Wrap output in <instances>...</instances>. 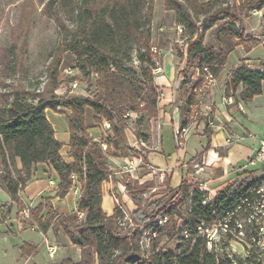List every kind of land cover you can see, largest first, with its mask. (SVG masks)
<instances>
[{
	"label": "trees",
	"instance_id": "trees-1",
	"mask_svg": "<svg viewBox=\"0 0 264 264\" xmlns=\"http://www.w3.org/2000/svg\"><path fill=\"white\" fill-rule=\"evenodd\" d=\"M154 3L155 0L49 2L46 10L56 5L72 22L68 26L60 23L64 37L60 47L75 56L77 73L71 77L68 75V78L78 81L82 73L90 92L55 93L59 75L58 57L50 67L52 81L44 90L31 92L20 84L9 91H0V187L10 195L18 211L29 208L28 224H37L43 233H48L57 222L71 242L81 248L80 261L67 260L64 264H262L255 257L242 258L238 255L233 261L226 254L217 255L208 248L207 229L235 209L253 183L242 182L237 187L229 184L210 200L208 191L189 184L184 177L178 186H172L174 171H171L167 174V190L154 193L146 206L137 204V208L131 212L136 229L129 232H121L117 225L123 215L117 205L111 215L103 209L104 183L115 178L109 158L116 156L114 147L125 146L129 114L143 112L137 121L139 127L145 116L149 120L159 113L162 91L156 85L154 69L159 66L161 57L153 50ZM248 3L253 9L264 6V0H248ZM225 4H228L227 0H166V8L176 12V22L185 27L183 34L188 37L186 70L199 68L201 71L206 65L217 76L236 46L244 44L249 48L257 42L242 29L239 14L232 7H222ZM59 12L53 15L61 22ZM224 13L228 21L220 29L218 48L207 45L205 32L215 26ZM201 15L210 18V23L203 29L197 24ZM16 55L14 47L2 55L0 52V74L17 71ZM189 81L185 76L179 91V100L183 103L179 105L182 127L191 122L188 118L197 96L195 85L189 87ZM263 86L264 69H253L241 62L230 71L225 90L227 96L250 101L262 93ZM47 110L66 117L70 132L69 155L73 158L71 162L62 155L64 144L56 137ZM90 111L93 123L89 119ZM104 120L111 123L114 134L106 140V150L102 146L104 140L98 141L90 136V130L98 128ZM207 130L209 132V128ZM138 137L144 142L150 141V135L141 129ZM143 159L147 162V155ZM38 164H46L57 173V195L60 198L65 197L72 188V175H78L82 194L76 210L59 213L52 207L49 198L35 208L24 202L21 193L33 179ZM149 188H152L150 182L136 184L135 187L128 185L129 194L134 200L137 194ZM249 196L252 197V194ZM176 201L190 203L189 213L181 216L180 226L171 223L170 219L165 226H159L158 219L153 225L160 235L177 238L179 243L174 249L158 248L156 243L149 254L142 255L138 229L147 226L161 212L163 218L173 217ZM80 213H84L83 219L79 218ZM0 218L2 223L12 219V205L0 209ZM19 227L12 223L6 232L16 235ZM20 250L23 256H28L37 251V246L25 242Z\"/></svg>",
	"mask_w": 264,
	"mask_h": 264
},
{
	"label": "rangeland",
	"instance_id": "rangeland-1",
	"mask_svg": "<svg viewBox=\"0 0 264 264\" xmlns=\"http://www.w3.org/2000/svg\"><path fill=\"white\" fill-rule=\"evenodd\" d=\"M50 1L51 0H0V52L2 55L3 52H6L14 47V49L17 51V55L14 60H17L19 65L15 73L13 71H9L8 73L3 72L0 74V91H9L11 88L20 84H22L27 90L31 92L44 90L46 85L52 81L50 77V67L58 57L60 61L58 67L59 75L57 78V87L54 90L55 93L58 95H65L67 93L88 94L90 92L87 90L88 83L82 73L79 74L80 79L78 81H71L68 78V75L71 77L77 73L75 68V56L69 51L64 50L63 47H60V44L64 41V37L60 31V23L68 26L71 25L72 22L67 20L65 15L62 14V8L61 10H58L56 5L51 6L46 10V7ZM227 1L228 4H225L222 7H232L235 13L246 15L245 18L247 21H255V16H253V13H256L259 17H261L260 19L264 21V14L261 12L258 13L256 9H253L251 4L248 3V0H245V3L241 1V4H239V2H234V0ZM58 11H60L59 13L61 22H59L54 16L56 13H58ZM225 15V13L221 14L220 17L223 18L219 20L216 26L212 27V29H208L205 32L204 40L207 41V45H210V41H218L220 29L228 21L227 18H224L226 17ZM199 19L200 21L197 24L202 27V29L205 25L210 23L209 17L201 15ZM178 25L179 24L176 22V12L166 8V0H155L152 18V42L159 55L161 48L167 49L170 52L177 51L179 53L181 51L179 46L187 42L188 37L179 32L177 27ZM172 48L174 49L173 51H171ZM135 63L137 64L138 62L136 61ZM193 71L194 68H189L187 70L185 69L183 76H186L190 80ZM75 82L78 83L77 87L73 86ZM208 84L209 83L204 82L203 78H199L197 82H189V87L193 85L202 87L199 91H197L195 103L192 107V111L195 112L196 117L200 116L202 104L201 100L204 102L206 100L202 97V95L204 94V90L207 88L206 85ZM162 97L163 95H161V98ZM181 103L182 101L179 100L178 92L172 105L179 106ZM168 107V112L172 114L175 110L174 106L170 107V105H168ZM89 113V119L92 122V112L90 111ZM142 113L143 112H131L129 114V118L127 119V124L125 127V146L120 144L121 148H113L116 156H127L130 158L140 157L143 159V157L148 154V148L152 147L153 143L151 142L150 146V141L144 142L142 139H140L138 137L139 129H141L143 133L149 134L150 140L152 135L153 138L154 136L158 138V129L160 127L158 122L162 121V118L159 117V113L156 117H153L149 120L148 116H145L141 120L142 122L138 127L137 121L142 117ZM62 115V117H65L64 114ZM97 129L100 130V134L102 133L101 129L98 127L93 130V135L99 134V130ZM160 134L163 140V150L168 160L166 162L165 154L158 150V152H156L157 159L154 160V163L161 167L167 168L169 172L174 170L171 184L175 187L181 183L183 173L180 169H178L180 151L175 140L174 126L172 124L165 125L162 128ZM125 167L126 165L111 167L113 174L114 172H118L114 174L115 178L110 180V185H105L104 189L106 191L111 189L114 202L111 200L109 193L105 192L104 208L106 211H108L107 214H113L114 208L117 205L114 197L117 196L119 198V202L125 210L124 213L131 218L132 211L130 206L134 207L135 205L137 207V204L140 206H146L154 193L164 192L167 190L169 180L167 175L163 177L159 170L152 172L144 159L143 164H141V168L139 171H137V178L139 177V179L125 177V179L121 180L120 171ZM150 171L152 172L151 174H149ZM127 179H131L130 185L133 187H135L136 184L144 185L150 182L152 183V188H149L144 193L137 194L136 199L134 200L132 195L129 194L128 186L126 189H123V192L120 191V188L122 189V187L119 183L124 184ZM260 181V179L250 177L244 182L247 184H255ZM193 186H198V184H193ZM124 196L125 198H123ZM210 197L214 196L212 194L210 195V192L208 191V199H210ZM127 198L132 199L134 205H127L125 202V199ZM174 203L176 207L175 215L171 218H168V220L170 219L171 223L175 222L177 227H179L182 223L181 216L185 217L189 213L190 203L188 201L184 203L176 201ZM163 207L164 206L161 208ZM25 209L28 210L29 208H23L17 213L15 224L20 226V230L16 235L8 234L6 232V230L9 228V225L11 224L12 219L6 223H2L0 218V264H17L15 256L23 240L32 239L35 241H41L43 239L42 234L37 231V229L41 231L39 226L37 224H28L27 220L29 216H25V213L23 212ZM240 216H243V214H240L239 217ZM162 217L163 213L161 212L147 226L138 229V238L140 239L139 245L142 255L149 254L152 246L156 243L158 248L165 249H174L179 243L177 238L170 239L166 235H160L158 228L153 225L158 219L159 226H165L166 222L160 223V219ZM19 221L22 222L19 223ZM117 225L121 232H129L136 229V225L133 220H127L125 225L120 224V221L118 220ZM50 230H52L53 233L52 238L56 235V240L53 238L54 241H51V237L48 236V233H43L41 231L44 235L45 244L47 245L46 256L48 259H50V263L64 264V261L67 262V260H73L74 262L80 261L82 258V250L72 242L68 245L62 246V249L65 248V255H63L65 259L62 260L63 256H58L61 244L68 237L63 228L59 226L57 222H55V225ZM208 230L210 232V229ZM52 244L57 246V252L53 258L50 257L48 252V245ZM230 245L235 255H243V247L237 240H233ZM258 252L259 251L257 250V253ZM33 254L28 256H32ZM21 256H23L22 252Z\"/></svg>",
	"mask_w": 264,
	"mask_h": 264
},
{
	"label": "crops",
	"instance_id": "crops-1",
	"mask_svg": "<svg viewBox=\"0 0 264 264\" xmlns=\"http://www.w3.org/2000/svg\"><path fill=\"white\" fill-rule=\"evenodd\" d=\"M241 1L244 2L245 0ZM241 1L237 0L239 4H241ZM256 11L264 14V6L261 9H256ZM239 16L242 20V29L245 30L246 34L257 39V42L249 48L244 44H240L228 55L227 62L221 72L215 76L210 84L206 85L207 88L202 95L206 100L205 102L201 100L200 116L196 117L195 120H191L188 124L190 127L188 141L183 149L179 148L178 169L182 171V177L189 184L202 185L203 190L209 191L210 195L213 196L227 185L233 184L237 187L250 177L264 180L263 164H249V161L259 149V140L264 137V86L262 93L250 101L227 96L225 90L230 71L241 62H245L253 69H264V21L256 13H253L255 21H250V18L247 21L244 14H239ZM219 37L216 42L210 41V45L218 48ZM205 43H207L206 40ZM179 47L182 54L162 48L160 51L161 61L159 65L162 67V71L156 74L155 82L163 95L159 104V117L162 118V121L158 122L160 124L158 138L155 136L153 138V135L151 137L150 146L151 142L153 144L152 147L148 148V161L146 162L155 168L165 169L168 173L167 168L156 165L154 160L157 159L156 152L158 150L165 154L160 134L162 128L165 125L172 124L176 131L181 125L179 106L172 104L176 94L180 91L181 76L188 66V43L186 42ZM192 75H199V71L194 69ZM230 97H232L231 101H229ZM168 105L175 108L172 114L167 110ZM62 116L60 113L47 110V117L56 131V137L64 144L62 155L67 161L71 162L73 158L69 155V125L66 118ZM207 128H209V132ZM93 130H90V136L93 138L99 137L100 130L97 129L99 134L96 135H93ZM130 159L127 156H111L109 158L110 168L127 165ZM165 160L166 162L168 160L166 154ZM108 184L110 185L109 182H106L104 186ZM58 185L59 177L57 173L46 164H38L33 179L21 195L24 202L31 208H35L46 198H49L52 207L59 213H69L76 210L80 197L75 193V189L71 188L65 197L60 198L57 195ZM105 192L109 193L113 202L114 199L111 189L108 191L104 189L103 209L107 213L108 211L104 208ZM125 200L127 205H134L132 199L127 198ZM6 205H12L11 224H15L18 213L17 206L12 204L10 195L0 187V209ZM130 208L131 211H134L137 207L134 205ZM37 231L42 234L43 239L41 241L23 240L16 252L15 260L17 264H51L50 259L46 256L47 245L44 241V235L38 229ZM52 234V230H50L48 236L51 237V241H54L56 235L53 236V239ZM25 242L37 246V251L32 256H21L20 247ZM70 243L71 240L66 238L60 246L58 256L65 255V248L62 249V246ZM64 259L63 256L62 260Z\"/></svg>",
	"mask_w": 264,
	"mask_h": 264
},
{
	"label": "built area",
	"instance_id": "built-area-1",
	"mask_svg": "<svg viewBox=\"0 0 264 264\" xmlns=\"http://www.w3.org/2000/svg\"><path fill=\"white\" fill-rule=\"evenodd\" d=\"M178 30L181 34L184 33L185 27L183 25H178ZM153 50L158 52L156 47L154 46ZM174 49L172 48L171 51ZM199 71V75L194 76L192 75L190 81L197 82L199 78H203L204 82L209 83L215 79V76L210 71L209 67L204 65L203 69L200 71L199 68H196ZM162 71V67L159 65L154 72L156 74ZM202 72V73H201ZM185 77L182 75L181 79L183 80ZM189 81V82H190ZM78 83L75 82L73 84L74 87H77ZM201 86L195 85L194 91L197 92L201 89ZM232 100V97L229 98V101ZM193 107V106H192ZM195 112L192 111L189 118L190 120H195ZM101 129V134L99 137H95V140L100 141L101 139L104 140L102 142L103 149L106 150L108 148L107 139H111L113 137L112 126L109 121H103V123L99 126ZM190 135V127L189 125L185 127H178L175 131V140L177 143L178 148L183 149L188 141ZM238 138V137H236ZM260 145L257 153L255 156L249 161V164L256 165V164H264V137L259 140ZM141 164H143V159L138 158H131L125 168H122L120 171V179L123 180L128 177H132V179H139L137 178V171L141 168ZM149 168L152 172H159L165 177L167 175V171L165 169H158L151 165ZM118 172V171H117ZM117 172H114L116 174ZM151 171L149 174L152 173ZM73 178V186L72 188L75 189V193L81 197L82 194V183L78 178L77 174L72 175ZM131 180V179H130ZM127 181L124 184H120L122 189L120 191L123 192V189H126L128 185H130V181ZM110 182V181H109ZM201 190H203L202 185L198 186ZM252 194V197L249 194ZM215 197V196H214ZM214 197H210L212 200ZM119 209L123 212V215L119 218L120 224H126L127 220H132L130 216L126 215L124 212V208L122 207L121 203L119 202V198L117 196L114 197ZM208 199L204 200L203 202L206 203ZM25 216L28 217L29 213L28 210L25 209L23 211ZM243 214V216H240ZM80 219L84 218V213H80ZM168 220L167 217H162L160 219V223H164ZM201 228V227H200ZM208 232V248L213 253L220 255L222 253L226 254L231 260H235V253H233L231 249V242L233 240H237L241 246L243 247V255H238L242 258L247 257H255L256 259L260 260L262 264H264V180L255 183L249 192L245 193L241 197L240 204H238L235 209L228 212L226 216L222 219L214 222L210 226V232ZM257 250L259 251L257 253ZM48 252L50 257H54L57 252V246L55 244L48 245ZM263 256V257H261ZM236 264V262H235Z\"/></svg>",
	"mask_w": 264,
	"mask_h": 264
}]
</instances>
